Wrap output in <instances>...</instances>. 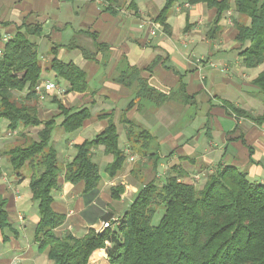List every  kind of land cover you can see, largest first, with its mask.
<instances>
[{
  "label": "crops",
  "instance_id": "crops-1",
  "mask_svg": "<svg viewBox=\"0 0 264 264\" xmlns=\"http://www.w3.org/2000/svg\"><path fill=\"white\" fill-rule=\"evenodd\" d=\"M165 2L0 0V48L5 47L4 37H13L21 24L39 23L43 33L30 39L37 43L45 68L54 57L50 53L52 46L59 45L57 57L74 62L86 72L85 92L68 91L69 83L48 69L41 78L63 89L49 91L46 99H39L41 119L59 113L60 104L90 111V116L74 132L65 130L63 116L56 119L52 143L63 166L76 155V144L94 139L110 120L117 126L120 147L134 154L122 122L127 117L147 128L159 142L161 159L154 171L156 176L168 175L176 165L185 173L184 180L194 182L198 178L204 184L208 174L221 164L235 166L246 171L251 180L264 183V124L236 116L225 104L231 102L254 113L264 112V104L256 97L258 87L252 82L259 72L250 73L254 68L246 67L239 55L237 30L230 17L234 15V5L223 15L220 28L213 31L216 8L206 3L178 2L165 26L157 20ZM91 33L109 48L97 49ZM123 59L137 67L141 77L169 98L160 106L148 100H136L129 107L136 95L137 82L133 80L131 85H125L118 81ZM181 80L186 88L177 92ZM27 93L25 89L23 94ZM9 129L6 120H0V137ZM9 142L0 140V194L6 199L12 228L0 227V264H52L48 250H41L35 240L39 208L32 200L30 175L18 176L3 154ZM93 151V159L102 172L98 187L85 192L84 182H68L61 174L60 186L53 191V208L66 215L64 224L57 229L60 233L72 231L82 236L91 227L103 229V220L91 222L83 212L102 201L118 216L138 191L140 182L133 174L137 154L133 163L126 160L123 168L110 177L104 169L113 155L105 153L102 145ZM118 185L124 186V192L120 199H114L111 190ZM126 201L127 206L120 209ZM89 264H108V259L99 248Z\"/></svg>",
  "mask_w": 264,
  "mask_h": 264
},
{
  "label": "trees",
  "instance_id": "trees-1",
  "mask_svg": "<svg viewBox=\"0 0 264 264\" xmlns=\"http://www.w3.org/2000/svg\"><path fill=\"white\" fill-rule=\"evenodd\" d=\"M178 2L206 3L216 8L213 31L220 28L223 15L234 5L233 24L239 55L248 68L264 65V0H166L157 20L165 24ZM42 33L39 23H23L0 53V120H6L7 127L16 131V140L5 146L3 154L18 176L30 175L32 200L39 208L35 240L41 250H48L52 264H89L90 257L99 248H106L108 264H264V183L251 180L246 171L235 166L221 164L208 174L200 188L184 180L185 173L176 165L163 182H158L156 177L147 181L142 171L146 164L157 170L161 159L159 142L147 128L127 117L122 118L127 139L131 151L139 157L133 174L140 186L133 201L118 216L102 201L87 208L83 212L87 220L109 223L103 229L91 227L82 236L72 231L58 232L66 220V215L52 205L60 175L64 174V179L74 184L84 182V191L91 192L102 179L100 165L93 159V148L102 145L105 153L113 155L104 169L110 177L123 168L127 153L119 145L115 122L110 120L94 139L76 144L74 158L65 166L61 164L52 143L57 117L63 116L65 130L74 132L90 116V111L60 104L59 113L43 120L38 115L40 98L35 86L48 69L69 83L68 91L85 92L87 74L74 62L57 57L59 45L52 46L50 53L54 57L45 68L37 43L30 39ZM91 35L97 49L109 48L97 41L96 34ZM119 67V82L125 85H131L133 80L137 82L136 95L129 107L136 100H148L160 106L169 98L141 77L137 67L124 59ZM252 82L264 100V68ZM185 88L181 80L176 91H185ZM25 89H28L26 95L16 97V92L23 93ZM225 104L236 116L264 124V112L254 113L231 102ZM123 192L122 185L111 190L114 199H120ZM5 206L6 199L0 194L2 229L12 228ZM159 211L162 214L155 223ZM115 216L119 219L115 220Z\"/></svg>",
  "mask_w": 264,
  "mask_h": 264
},
{
  "label": "built area",
  "instance_id": "built-area-1",
  "mask_svg": "<svg viewBox=\"0 0 264 264\" xmlns=\"http://www.w3.org/2000/svg\"><path fill=\"white\" fill-rule=\"evenodd\" d=\"M156 29L152 30V33H155ZM8 37H4V41L7 42L8 41ZM3 48H0V53H2ZM53 90H58L60 92L63 91V89L61 88V86L51 80H41L39 81L36 86H35V91L38 94V96L40 97V99H46L48 97L47 92L49 91H53ZM16 134L15 130L9 129L7 132H5L1 137L0 140L2 138H9L12 137ZM136 159V155L131 154V153H127V161L130 163H133ZM118 217H115V220H118ZM109 225V223L107 222H103V226L104 228L107 227Z\"/></svg>",
  "mask_w": 264,
  "mask_h": 264
},
{
  "label": "rangeland",
  "instance_id": "rangeland-1",
  "mask_svg": "<svg viewBox=\"0 0 264 264\" xmlns=\"http://www.w3.org/2000/svg\"><path fill=\"white\" fill-rule=\"evenodd\" d=\"M233 16L234 15H231L230 17L232 18L231 19V21L233 22ZM242 18H244V16H241ZM234 25V24H233ZM236 28V27H235ZM264 68V65H260V66H258V67H256V68H254V69H252V70H250V73L252 72V73H254L255 75L258 73V72H260L262 69ZM260 70V71H259ZM257 94H256V97H258V98H262L261 97V94H260V90L257 88ZM15 95H16V97H18V98H20L21 97V95L22 96H24V94L23 93H19V92H16L15 93ZM261 101H262V103L264 104V100H262L261 99ZM260 106V105H259ZM262 113V112H261ZM55 133V132H54ZM3 135V134H2ZM16 135H14V136H12V137H9V138H3V139H1V141H2V143L3 142H6V141H14V140H16ZM1 143V144H2ZM6 144V143H5ZM8 144V143H7ZM142 173H144L145 175H146V180L148 181V180H151V179H153V178H155L156 177V179L158 180V182H163L164 181V179H165V177L167 176L166 174V176L164 175V174H162L161 176H156L155 175V172L152 170V168H151V165L150 164H146L145 165V167H144V169H143V171H142ZM194 183L197 185V187H202V185H203V181H201L200 179H198V178H195V180H194ZM128 201V200H127ZM127 201H126V203L124 204V205H122V206H120V209H123L124 207H125V205L127 204ZM130 203V202H129ZM127 206V205H126ZM161 214H162V212L161 211H159L158 212V214H157V216L155 217V219H154V222L155 223H157L158 222V220H159V218H160V216H161ZM59 232V231H58ZM100 249H102V248H100ZM106 249V248H105Z\"/></svg>",
  "mask_w": 264,
  "mask_h": 264
},
{
  "label": "water",
  "instance_id": "water-1",
  "mask_svg": "<svg viewBox=\"0 0 264 264\" xmlns=\"http://www.w3.org/2000/svg\"><path fill=\"white\" fill-rule=\"evenodd\" d=\"M100 253H101V255H103L105 258L108 259L107 250L105 248L100 249Z\"/></svg>",
  "mask_w": 264,
  "mask_h": 264
}]
</instances>
